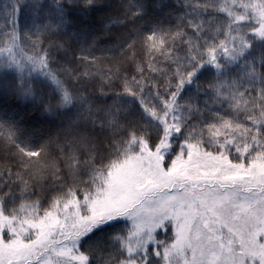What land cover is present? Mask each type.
<instances>
[{
  "label": "snow or ice",
  "instance_id": "obj_1",
  "mask_svg": "<svg viewBox=\"0 0 264 264\" xmlns=\"http://www.w3.org/2000/svg\"><path fill=\"white\" fill-rule=\"evenodd\" d=\"M0 264H264V0H0Z\"/></svg>",
  "mask_w": 264,
  "mask_h": 264
}]
</instances>
